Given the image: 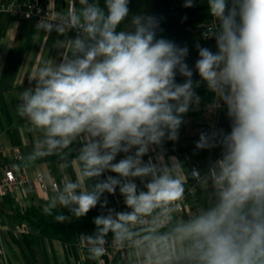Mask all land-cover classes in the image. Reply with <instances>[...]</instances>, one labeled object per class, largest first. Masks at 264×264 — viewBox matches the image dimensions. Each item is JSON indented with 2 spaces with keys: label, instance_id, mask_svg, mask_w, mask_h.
<instances>
[{
  "label": "clouds",
  "instance_id": "1",
  "mask_svg": "<svg viewBox=\"0 0 264 264\" xmlns=\"http://www.w3.org/2000/svg\"><path fill=\"white\" fill-rule=\"evenodd\" d=\"M66 4L35 25L63 37L53 45L59 56L44 60L17 97L25 130L36 134L20 165L59 161L44 214L63 224L107 208L94 217L95 231L80 235L91 260L106 254L109 234L114 247L131 246L138 225L160 218L172 224L176 264H264V0H207L214 28L204 37L215 39V51L196 45L195 81L188 47L158 37L157 17L130 15V0ZM201 84L230 131L201 132L195 148L220 154L206 172H186L175 156L165 162L163 143L178 140ZM189 176L208 203L184 217L177 209ZM117 190L127 210L108 208L105 194Z\"/></svg>",
  "mask_w": 264,
  "mask_h": 264
},
{
  "label": "crops",
  "instance_id": "2",
  "mask_svg": "<svg viewBox=\"0 0 264 264\" xmlns=\"http://www.w3.org/2000/svg\"><path fill=\"white\" fill-rule=\"evenodd\" d=\"M1 1L3 4L12 1L38 2L49 5L55 11H63L67 7L66 0ZM69 35L75 34L69 33ZM57 39H63V37H58L54 31L50 36L37 33L31 21L5 11L0 12V149L3 150L0 154V176L4 166H11L15 171L24 172L30 178L39 173L48 181L59 182L61 179L59 161L55 156L39 160L31 167L20 165L21 155L31 150L36 134L25 130L24 120L18 116L16 111L19 102L18 94L28 86V77L31 73L44 60L59 56V50L53 46ZM163 150L165 162H168V157L175 156L184 164L185 171H190V163L193 162L191 158L167 148ZM156 151L159 152V149ZM122 155L117 157V161L122 158ZM149 155L154 157L156 152H151ZM144 159L147 161L148 156ZM71 171L68 169L69 174ZM106 175L115 176L114 173H106ZM136 183L138 187L143 188L139 179ZM193 183L194 179L189 176L185 186ZM199 193V188H197V195L186 202L185 213L189 216L199 208ZM49 195L50 193L39 190L36 185L29 184L17 192L0 193V208L10 210L30 203L45 206ZM105 196L109 201L108 204H116L123 211L127 210L118 190L115 196L107 193ZM178 215L181 216V214ZM0 223L2 224L1 216ZM138 232V238L147 237L143 239L141 248L130 249L124 257L104 255L99 260L88 258L87 248L80 239L81 234H92L93 231H80L70 239L36 233L31 240L35 262L31 260L30 264H159L162 258L176 257L179 245L172 238L171 230L154 233L142 232V230ZM165 236L167 239H162ZM10 262L11 264H26L20 255L16 259L10 258ZM0 264H2L1 258Z\"/></svg>",
  "mask_w": 264,
  "mask_h": 264
},
{
  "label": "trees",
  "instance_id": "3",
  "mask_svg": "<svg viewBox=\"0 0 264 264\" xmlns=\"http://www.w3.org/2000/svg\"><path fill=\"white\" fill-rule=\"evenodd\" d=\"M100 3L103 5V0H100ZM184 5L185 3L182 0H130L129 8L130 15L145 14L157 17L159 20L158 37L171 40L181 47H188L189 55L186 58V63L193 69V79L195 81L199 79L194 69L195 61L198 59L196 45L199 44L215 51V39L212 37L206 39L204 37V33L211 35V30L206 26L211 20L207 0H201L199 4H195L193 0L192 7H185ZM176 79L180 83L184 81V78L179 76V74H177ZM196 92L201 97V103L198 108H195L196 111L187 113V115L191 114L192 120H194L191 123L194 130L193 133L184 135L185 128L183 123L179 129L178 140L175 142L165 140L163 148L185 155L191 158L193 162L204 159L212 161L219 156L220 149L197 150L195 143L198 141L201 132H210L218 129H223L225 133L229 132L230 121L226 111L223 108H218L214 122L212 126H209L205 121L202 108L207 104H212L214 95L203 84L196 89ZM187 115L184 116V119ZM201 163L204 164L205 162L201 161ZM198 188L200 192L198 195L199 207L206 206L208 203V192L200 185ZM43 208L44 206L42 205L32 203L22 207L16 206L10 210L0 208L1 219L9 227L8 233L12 239V248L17 251L26 264H30L31 260L35 262L31 240L36 233L70 239L80 231L94 232L96 226L93 223V219L100 215L97 211L91 210L83 218H73L71 222L58 224L53 220V216L44 214ZM181 216L188 217L189 215L183 212ZM19 227L24 228V231L27 232L18 235L14 234L13 229ZM171 228L172 224L159 231L171 230ZM139 230L145 231L141 228ZM108 236H111V234ZM159 264H176V257L162 258Z\"/></svg>",
  "mask_w": 264,
  "mask_h": 264
},
{
  "label": "built area",
  "instance_id": "4",
  "mask_svg": "<svg viewBox=\"0 0 264 264\" xmlns=\"http://www.w3.org/2000/svg\"><path fill=\"white\" fill-rule=\"evenodd\" d=\"M201 0H194L195 4H199ZM5 11L14 16L27 19L36 25L37 21L41 19L46 14L55 16L58 11L53 10L49 5L40 4L38 2H29V1H12L8 4H3L0 0V12ZM207 28L212 30L214 28V21L211 20L207 23ZM73 34H75L73 32ZM214 101V100H213ZM213 104V102H212ZM211 104V105H212ZM217 108L210 109V112L215 115ZM3 150L0 149V154ZM208 164H203L201 161H195L190 163V170L199 169L202 173L207 171ZM58 182L51 180L48 181L42 174L36 173L31 178L28 177L24 172L15 171L11 166H4L2 175L0 176V193L6 192H17L26 185L34 184L37 188L44 192H51L52 187ZM199 184L194 180V183L189 186H185V199L178 204L177 214H181L186 211V202L189 198L195 197L197 194V188ZM108 208H114L116 211H123L116 204H108ZM98 213H106L107 208L101 209L99 206L92 209ZM170 224L166 221L156 218L149 221H144L141 225H138L137 228L145 230L147 233H154L159 231L162 228L169 226ZM24 231V228H22ZM108 245L106 256H120L124 257L130 249H138L143 246V239L136 238L135 244L131 246H125L124 248H116L112 245V236L107 237Z\"/></svg>",
  "mask_w": 264,
  "mask_h": 264
},
{
  "label": "rangeland",
  "instance_id": "5",
  "mask_svg": "<svg viewBox=\"0 0 264 264\" xmlns=\"http://www.w3.org/2000/svg\"><path fill=\"white\" fill-rule=\"evenodd\" d=\"M182 1L184 2V0H182ZM210 109H211L210 104H207L206 106H204L202 108L204 116H205V121L207 122V124L209 126H212V124L214 122L215 115L210 112ZM194 111H196L195 107L190 109L188 113L194 112ZM192 118L193 117L190 114V115H187L186 118L184 119V128H185V133H183L184 135H186V134L189 135V134L193 133V131H194L192 129V126H191V123L194 122V120H192ZM178 136H179V134H178ZM201 161L205 162L204 164H207L208 162H210L209 159H204ZM8 232H9V227L2 221V224L0 223V258H1L2 264H11L10 258L14 257L16 259L17 257H19V254L17 253V251H15L12 248L13 243H12V239L9 236ZM13 232H14V234L18 235V234L25 233L27 231H23L22 228L19 227V228H14Z\"/></svg>",
  "mask_w": 264,
  "mask_h": 264
}]
</instances>
